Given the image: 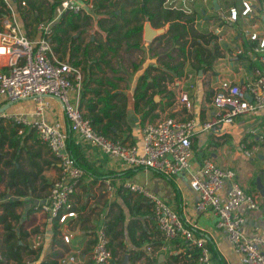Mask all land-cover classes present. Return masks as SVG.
<instances>
[{
	"label": "built area",
	"instance_id": "built-area-1",
	"mask_svg": "<svg viewBox=\"0 0 264 264\" xmlns=\"http://www.w3.org/2000/svg\"><path fill=\"white\" fill-rule=\"evenodd\" d=\"M196 0H165L168 8L192 14L191 25L204 27L219 45L223 55L245 52L251 60L258 61L252 73L240 81L226 75H216L212 82L211 103L214 113L206 120L195 117L178 118L164 115L154 121H146L142 127L140 144L121 141L97 131L83 115L80 106L82 70L80 66L61 59L53 50L51 42L52 25L64 10L92 13L91 0H61L59 8L50 20L35 24V34L25 31L20 11L25 0H2L4 11L0 16V101L32 98L35 101L32 119L22 114L0 112L2 117H11L34 127L38 137L47 144L59 162V173L51 182L45 199L35 205L37 210L48 213L56 223L61 241L69 248L58 258L59 264H74L78 261V249L71 248L73 239V218L77 215L71 205L78 181L84 173L67 148V132L59 120H49L44 115L48 107L47 97L58 99L62 105L69 128L77 141L97 146L110 157L130 166H142L171 176L190 165L192 136L197 128L207 130L217 125L235 122L237 116L264 108V14L259 8L264 0H201L214 9V15L195 14ZM238 28L247 44L230 46L233 32ZM230 46L229 53L227 49ZM192 72L184 77L186 84L179 91V100L191 107L190 88L193 86ZM180 77V76H179ZM183 77V76H182ZM187 77V78H186ZM191 77V78H189ZM21 131V130H19ZM254 140L264 141V122L251 129ZM240 146L246 155L255 154L257 144L248 146L245 139ZM108 190L112 189L110 178H104ZM190 183L197 193V211H211L216 215V225L222 228L234 250L244 264H264V234H246L243 230L244 216L240 206L258 209L261 195L248 191L240 183L235 169L221 166L210 156L202 158L198 169L192 173ZM226 184V185H225ZM126 186L144 193L152 203L154 222L165 239L182 237L190 240L199 250L198 264H214L205 240L196 237L193 228L178 212L162 198L146 192L144 186L126 183ZM225 187V189H224ZM264 221V210H262ZM93 243L90 250L92 264H108L111 259L109 235L104 225L93 229ZM36 241V238H35ZM35 246L34 244H32ZM38 246V245H36ZM150 251L152 247L147 246Z\"/></svg>",
	"mask_w": 264,
	"mask_h": 264
},
{
	"label": "crops",
	"instance_id": "crops-1",
	"mask_svg": "<svg viewBox=\"0 0 264 264\" xmlns=\"http://www.w3.org/2000/svg\"><path fill=\"white\" fill-rule=\"evenodd\" d=\"M213 6L217 8L218 4L217 7L214 4ZM24 8L26 12L27 5ZM194 8L196 15L202 13L209 18L215 14L214 9H211L208 4L202 3L201 0L195 1ZM259 9H262L261 14H264V6ZM23 14L25 16V13ZM21 23L23 27L25 24L24 29L26 32L31 35L35 34V22L31 23L29 19L25 20L23 17ZM30 26H33L32 30H27ZM204 27L197 29L206 31ZM233 31V42L230 43V46L244 44L245 47L247 44L241 37L239 29L235 28L231 32ZM99 32L102 33L101 30ZM157 35L151 40L145 39L143 27V35L140 42L141 49L139 50L142 55L139 58H143V62L141 67L131 75L129 87L124 89L127 95L126 121L130 129L120 133L119 137L124 139L125 142L140 144L144 123L146 121H154L164 115H173L183 119L195 117L199 121L208 119L214 113V107L211 103V87L214 76L222 74L229 76L233 80L240 81L246 75L251 74L256 66L261 65L256 60H250L246 55H233L231 59H228L227 55L222 54L212 61L208 69L202 71L201 69H191L189 57H180V59L184 60V73L180 77L176 76L172 80H167L165 83L166 90L171 91L173 97H168L167 92L154 94L152 108L149 111L147 110L150 106L149 104H140L138 110H135L133 94L139 75L149 63L154 66L160 65L157 59L150 55L149 51V42ZM91 38L94 37L91 36ZM136 55L138 56L139 54ZM189 72L193 74L192 78L189 77L193 81V86L189 90L191 107L187 108L179 100L178 94L182 86L186 84L184 77ZM46 99L48 107L44 109L45 117L49 120L61 121L68 136L71 135V137L75 138L69 128V123L64 115L60 101L50 96ZM14 101L16 100H12V103ZM8 102L0 101V104L3 106ZM7 108L4 112H7ZM34 108L25 112L24 116L32 119L34 117ZM146 110L147 113H145ZM263 122L264 108H260L240 114L235 122L230 124L217 125L207 130L197 128L192 136V154L189 167L171 175L170 179L153 169L127 165L119 159L103 153L97 146L78 141L81 146L78 147L77 152L75 151L76 157L79 159L84 158L91 169H93V172L82 174L71 197V205L73 208L83 209V215H88V219L83 223L88 232L96 226L105 225L107 214L109 212L112 213L116 209V204L120 205L125 211V225L132 218L136 220L134 235L135 239L140 241V245H135L128 235H124L122 240L125 242L126 250H119L117 256V258L121 259V264H127L124 262L125 253L128 255V264H198L197 257H194L195 245L190 240L182 237L165 239L154 222L152 212L145 214L141 211L145 210L146 205L144 203L150 202V199L144 193L128 188L126 183L142 185L145 187L146 192L162 198L171 205L180 217L193 228L195 236L205 240V245L211 254L214 264H244L240 254L234 250L232 243L227 238L225 231L216 225V215L211 211L200 212L196 210L195 200L197 193L190 183V178L192 173L198 169L202 158L210 156L219 165L235 169L241 185L246 190L258 192L256 178L259 177L264 184V141L254 140L251 129ZM34 132V130L30 132V127L25 129V140H20L21 143L19 145L21 147L19 162L12 157V148L8 145H5L2 149L1 152L7 153L3 155L0 161V167H2L3 160H11L10 166L4 167L6 171L15 164L19 165V163L26 169L38 170V175L32 185L26 188L23 183H19L17 186L9 185V177L7 176H5L3 182H0V201L7 198L22 200L21 204L16 208L20 217L15 229L29 232L31 228H34L33 232H30L26 237L24 236V241L28 239L30 244L38 245L39 253L28 255L23 264H36L37 260L45 258L57 247L58 240L63 243L58 235L57 225L52 218H50L48 213L37 210L35 207L48 194L51 182L59 173V162L51 153L47 144L39 139L37 133ZM242 139L248 142V146L257 144L255 154L246 155L243 152L240 146ZM68 149L72 154L71 148ZM29 160L36 161V165L29 163ZM95 176L101 177V179L94 181L93 177ZM105 177L111 179L113 184L111 190H108L103 182ZM18 189H20V193ZM126 192H130V197L127 196L130 209L123 201V196ZM25 198L31 199L30 203H34L32 207L29 206L28 208L25 206ZM138 206L139 208H137ZM239 210L244 216L243 230L246 234H264V221L261 215L262 210H264V198L262 196L260 208L247 209L242 205ZM76 212L78 215L79 211L76 210ZM88 228L90 229L88 230ZM2 232L3 228L0 225V239ZM140 234L141 237H139ZM92 238V235L86 233V229H79L77 225L74 227L71 248L78 249L79 252L78 261L74 264H92L89 255L92 247ZM19 242H22V240L20 239ZM148 245L152 247L150 251L147 249ZM141 248L144 249L145 253H151L150 259L146 258L145 255L136 254V251ZM68 249L67 247L66 251Z\"/></svg>",
	"mask_w": 264,
	"mask_h": 264
},
{
	"label": "trees",
	"instance_id": "trees-1",
	"mask_svg": "<svg viewBox=\"0 0 264 264\" xmlns=\"http://www.w3.org/2000/svg\"><path fill=\"white\" fill-rule=\"evenodd\" d=\"M25 1L27 8L23 17L25 20L29 19L31 23L50 20L55 8L61 2V0ZM91 1L93 2L92 13H75L70 10H64L61 13L52 25L51 42L53 50L60 58L66 57L67 62L81 67L83 77L80 88V106L83 109V115L100 133L124 141L119 137L120 133L130 129L126 121L127 95L124 89L129 87L130 75L137 71L143 62V58L136 61L131 54L141 49L140 42L146 21L152 27H164V31L149 42L150 55L155 57L160 65L154 66L149 63L139 75L133 94L135 110H138L140 104H149L147 109L149 111L152 108L154 94L167 92L168 97H173V93L166 90L165 83L184 73V60L180 57H189L191 69L205 71L216 57L222 55V52L211 34L191 25L194 19L192 14L186 15L179 10L166 7L165 0ZM231 2L235 3V0ZM3 11L4 4L0 0V16ZM94 14L97 17V27L102 32L101 34L99 32L101 37L91 38L90 36L85 43L82 40V33L87 31L91 25ZM241 55L246 54L244 52ZM125 60L130 64V71L127 74L125 72L127 68L123 69L124 71L121 69L123 65L121 61ZM27 126L11 117H0V161L7 153L1 151L5 145H8L12 148V157L19 162L20 140H25ZM33 130L34 127L30 126V132ZM75 140L71 135L67 136V148H71L72 155L83 168L84 174L92 173L93 169L88 162L84 158L76 157L75 151L77 152L81 143ZM10 163V159L2 161L0 182H3L7 176L11 186L23 183L26 188L32 185L38 175V170L26 169L19 163L6 171L4 167L10 166ZM29 163L36 165V161L29 160ZM166 177L170 179L171 176ZM99 178L101 179L95 176L93 180ZM18 191L21 192L20 189ZM127 196L130 197V192L124 194L123 201L130 209ZM21 202L22 200L18 198H7L0 201V225L3 228L0 239V264H23L28 255L39 253V246H33L32 243L24 241V236H28L29 232L15 229L20 217L16 208ZM150 202L144 203L146 207L145 210H141L143 213L152 212ZM73 209L79 211L76 218L72 220L73 225H77L79 229H86V233L92 235L93 229L88 228V232L83 226L88 215H83V209L75 207ZM106 217L104 226L109 235L111 247L109 264H121V259L117 258L119 250H126L122 237L128 235L135 245H140V241L135 239L134 235V225L137 222L132 218L125 225V211L118 204H116V209L112 213L109 212ZM20 239L22 242H19ZM91 241L93 243V238ZM61 244H57L55 249L45 258L37 260L36 264H58V258L67 249L64 243ZM138 253L150 259L151 253H145L143 248L136 251V254ZM198 253L199 250L195 246L194 257H197Z\"/></svg>",
	"mask_w": 264,
	"mask_h": 264
},
{
	"label": "rangeland",
	"instance_id": "rangeland-1",
	"mask_svg": "<svg viewBox=\"0 0 264 264\" xmlns=\"http://www.w3.org/2000/svg\"><path fill=\"white\" fill-rule=\"evenodd\" d=\"M236 2H238V0H235V3ZM58 8H59V6H57L56 8H55V11H57L58 10ZM262 12V9H259V13H261ZM23 13H25V8L24 9H21V11H20V18L22 19L23 18V16H24V14ZM96 15L94 14L93 15V19H92V23H91V25L88 27V29H87V31H85L84 33H82V40H83V42H87L89 39H90V36H92V37H95V38H99V37H101V33L99 34V31H100V29H98V27H96ZM22 23H23V21H22ZM25 23V22H24ZM24 27H25V24H24ZM32 27L33 26H30L29 28H27V30H32ZM155 28V27H154ZM161 28H163V27H161ZM236 32V31H235ZM146 39V38H145ZM148 40V39H147ZM230 42L232 43V40H230ZM231 47H233V46H231ZM229 50H230V46L228 47V49H227V53H229ZM139 52V51H138ZM136 54H139L138 56L136 55ZM131 56H132V58L134 59V60H137V59H140L139 57L140 56H142L141 55V53L139 52V53H133V54H131ZM61 59H63V60H67L66 59V57H63V58H61ZM121 64H123L122 65V67H121V69L123 70V69H126L125 70V72H126V74L128 73V71H130L129 69H130V67H129V62L127 61V60H125V61H121ZM124 71V70H123ZM130 77H131V75H130ZM51 100V99H50ZM0 107H1V104H0ZM34 108V99H32V98H21V99H18V100H16V101H14L12 104H10V106L7 108V112L9 113H11V112H15V113H17V114H22V115H25V112H28V111H30V110H32ZM6 112V113H7ZM0 117H2V115H1V113H0ZM27 127H30V125H28ZM34 133H37V131H36V129L34 128ZM38 136V135H37ZM243 160H245L244 158H242ZM145 188V187H144ZM147 189V188H146ZM147 191H149L148 189H147ZM31 202V199L30 198H25V206H27L28 208H29V206H31L32 207V204H34V203H30ZM29 217V216H28ZM32 218V217H31ZM33 230H34V228H31L30 230H29V234H30V232H33ZM36 231V230H35ZM28 238V237H27ZM28 243L30 242L28 239L26 240ZM57 244H59V245H62L61 244V242L58 240L57 241Z\"/></svg>",
	"mask_w": 264,
	"mask_h": 264
},
{
	"label": "water",
	"instance_id": "water-1",
	"mask_svg": "<svg viewBox=\"0 0 264 264\" xmlns=\"http://www.w3.org/2000/svg\"><path fill=\"white\" fill-rule=\"evenodd\" d=\"M213 4L217 7V1L213 0ZM163 31V28H154L150 25L148 21L144 24V37L148 40H151L155 35L161 33ZM12 101H9L8 103L4 104L0 107V112L4 111ZM256 188L258 189V192L260 195L264 198V184L261 182L260 178H256ZM124 262L128 264V255L127 253L124 254Z\"/></svg>",
	"mask_w": 264,
	"mask_h": 264
}]
</instances>
